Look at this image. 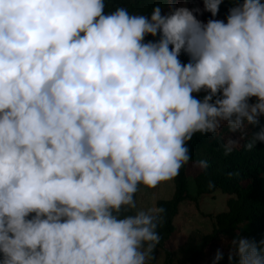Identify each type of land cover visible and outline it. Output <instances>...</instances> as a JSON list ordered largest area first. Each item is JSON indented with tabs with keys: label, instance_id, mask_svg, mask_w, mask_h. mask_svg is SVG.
I'll use <instances>...</instances> for the list:
<instances>
[{
	"label": "clouds",
	"instance_id": "9594fccd",
	"mask_svg": "<svg viewBox=\"0 0 264 264\" xmlns=\"http://www.w3.org/2000/svg\"><path fill=\"white\" fill-rule=\"evenodd\" d=\"M131 2L0 0V264H154L165 209L137 194L178 177L196 134L245 138L264 116V0H227L226 23L177 0L106 11ZM231 248L264 264V239Z\"/></svg>",
	"mask_w": 264,
	"mask_h": 264
},
{
	"label": "trees",
	"instance_id": "16d2710c",
	"mask_svg": "<svg viewBox=\"0 0 264 264\" xmlns=\"http://www.w3.org/2000/svg\"><path fill=\"white\" fill-rule=\"evenodd\" d=\"M196 1L204 8L202 0ZM117 6L128 7L133 13L150 14L154 5L150 0H133L131 3L111 4L106 11H111ZM161 6L162 14H166L167 7L163 4ZM231 6L226 0L221 4L219 14L215 18L209 12L204 11V13L211 19L224 20L226 23L228 9ZM176 7H178L177 3ZM151 39H153L151 36L146 37V40ZM180 59L183 63L188 62L186 55H181ZM203 95V92L200 93L198 98H202ZM254 102L255 98H252L250 103ZM261 128H264V116L260 117L259 125L247 126L245 138H241V132H229L225 127L220 130L224 133L221 141L211 135L196 134L189 142L190 162L207 160L209 167L207 170H201L195 166L198 169L193 173L195 194L188 191L187 164L173 180L174 190L171 197L158 198L155 201L156 207L165 209L164 222L158 228L161 239L154 253L156 257L158 249L164 250V264H182V256L186 257L189 264H207L209 249L214 246L223 253V259L218 264H230L228 255L232 251L231 241L238 235L241 238L255 240L257 243L264 239V142H257L252 151L243 148L247 136L259 132ZM229 137H234L241 147L226 156L221 143L226 142ZM209 183L214 186L210 188ZM215 190L227 195L226 207L215 213H206L212 222L210 231L202 234L199 241L190 247L183 249L169 247L167 242L176 232L174 218L179 213L180 203L191 200L198 205L200 195ZM231 264H238V257L234 255Z\"/></svg>",
	"mask_w": 264,
	"mask_h": 264
},
{
	"label": "rangeland",
	"instance_id": "374dc122",
	"mask_svg": "<svg viewBox=\"0 0 264 264\" xmlns=\"http://www.w3.org/2000/svg\"><path fill=\"white\" fill-rule=\"evenodd\" d=\"M178 7L186 6L189 9L199 8L200 13H194L197 16V19L204 21L205 23L211 19L204 13L202 5H200L196 0H188L185 4L182 0H177L176 2ZM233 140H236L234 137H229ZM237 141V140H236ZM196 163L190 162L187 166V178H188V191L191 194L196 193V186L193 179V173ZM169 189L173 187V181L161 184L157 189L152 190H142L141 193L137 194V201H139V206L142 208H151L155 206V200L157 198H168L167 187ZM168 189V190H169ZM226 194H223L219 190L213 192L204 193L198 197V205L194 201L187 200L182 201L179 205V213L175 216L176 232L169 239L167 245L171 248H186L190 247L192 244L199 241L202 234H205L211 229V218L206 215V213H215L220 210L225 209V198ZM210 253L206 260V263H212L218 247H210ZM181 254H179L181 258ZM179 258V260H180ZM165 253L163 249H159L158 254L154 264H164ZM182 264H189L186 257L182 256Z\"/></svg>",
	"mask_w": 264,
	"mask_h": 264
},
{
	"label": "crops",
	"instance_id": "0c3cea01",
	"mask_svg": "<svg viewBox=\"0 0 264 264\" xmlns=\"http://www.w3.org/2000/svg\"><path fill=\"white\" fill-rule=\"evenodd\" d=\"M198 168V167H197ZM196 167H195V169H196V171L198 170ZM195 171V172H196ZM169 186L167 187V192H168V197H171V195H172V193H173V190H174V184H173V187L171 188V189H169ZM141 193V192H140ZM140 193H138V195L140 194ZM137 198V197H136ZM158 199V198H157ZM156 201V200H155ZM137 203H138V206H139V201H137ZM152 207H155V206H152ZM174 223H176L175 222V218H174ZM176 225V224H175ZM177 226V225H176ZM158 251H159V249H158ZM157 254H158V252H157ZM156 254V255H157Z\"/></svg>",
	"mask_w": 264,
	"mask_h": 264
}]
</instances>
